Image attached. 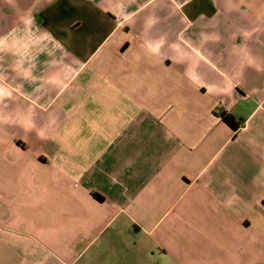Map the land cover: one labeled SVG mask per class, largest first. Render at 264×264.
<instances>
[{
    "label": "crops",
    "instance_id": "obj_1",
    "mask_svg": "<svg viewBox=\"0 0 264 264\" xmlns=\"http://www.w3.org/2000/svg\"><path fill=\"white\" fill-rule=\"evenodd\" d=\"M0 264H264V0H0Z\"/></svg>",
    "mask_w": 264,
    "mask_h": 264
},
{
    "label": "trees",
    "instance_id": "obj_2",
    "mask_svg": "<svg viewBox=\"0 0 264 264\" xmlns=\"http://www.w3.org/2000/svg\"><path fill=\"white\" fill-rule=\"evenodd\" d=\"M221 118H222V121H223L226 125H228L233 131H235V130L237 129V124H234V123L232 122V119H231V118L227 117V116L224 115V114L221 116Z\"/></svg>",
    "mask_w": 264,
    "mask_h": 264
}]
</instances>
